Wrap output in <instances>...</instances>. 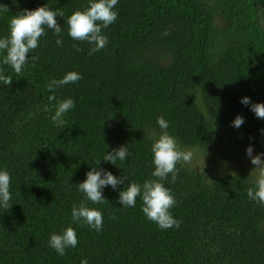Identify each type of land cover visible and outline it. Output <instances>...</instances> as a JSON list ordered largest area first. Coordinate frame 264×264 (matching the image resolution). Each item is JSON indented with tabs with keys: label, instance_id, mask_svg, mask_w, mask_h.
I'll return each instance as SVG.
<instances>
[{
	"label": "trees",
	"instance_id": "obj_1",
	"mask_svg": "<svg viewBox=\"0 0 264 264\" xmlns=\"http://www.w3.org/2000/svg\"><path fill=\"white\" fill-rule=\"evenodd\" d=\"M0 5L9 9H0V38L25 9L56 11L62 28L59 36L45 28L21 74L0 64L13 81L0 83V170L11 177L12 205L0 207V264H264V206L247 196L256 173L246 155L249 146L264 153V120L241 103L264 104V0H118L117 20L102 31L108 44L91 55L93 45L72 40L66 24L89 0ZM68 72L82 79L55 90L57 100L74 101L59 124L47 85ZM158 117L193 154L177 164L174 183L170 175L164 182L180 221L167 230L146 220L140 197L134 207L117 203L129 184L153 179ZM121 146L130 153L124 162L103 161ZM91 167L126 177L103 188L106 203L87 202L103 215L99 232L71 218ZM68 227L78 244L60 256L48 241Z\"/></svg>",
	"mask_w": 264,
	"mask_h": 264
},
{
	"label": "clouds",
	"instance_id": "obj_2",
	"mask_svg": "<svg viewBox=\"0 0 264 264\" xmlns=\"http://www.w3.org/2000/svg\"><path fill=\"white\" fill-rule=\"evenodd\" d=\"M118 0H89L88 7L83 11L73 12L66 20L67 35L74 41L87 42L93 47L89 54L99 52L108 44L107 36L102 34L103 29L109 27L117 20V12L113 11ZM0 9L8 12L9 9L4 5H0ZM56 11L50 8L38 7L35 10L25 9L22 13H17L9 19L8 35L0 38V54L3 55L0 64L6 65L12 71L19 75L24 71L25 65L28 63L29 53L38 47L39 39L45 35V28L51 29L59 36L62 28L57 24ZM59 16L63 17L64 13L60 12ZM164 32L163 35H167ZM57 46L62 44V40H56ZM73 47H76L73 45ZM82 49L76 47V51ZM38 57L33 56L32 60ZM82 77L76 72H68L62 79L52 80L47 85V90L53 95L48 97L49 102H55L53 121L63 124L62 116L74 108L72 99L57 100L55 90L59 87L70 83L78 82ZM11 76L4 74V69L0 67V83L10 85L12 83ZM243 105H250V110L255 117L264 120V104H251L250 100L245 97L241 100ZM52 108L46 107L45 111H51ZM157 125L161 129V134L157 140L153 142L150 148L152 153L151 165L154 170L151 172L153 179L146 180L142 185L131 183L126 190L119 191L117 203L123 207H134L137 197L142 200L141 211L149 222L155 223L161 230L180 225V221L173 218L170 209L173 208L177 201L171 194L170 189L164 186V182L171 176V183L177 179V164L191 163L192 152L184 151L178 147L175 137L169 135L167 129L168 122L163 117H158ZM244 123L241 116H237L231 123L234 128H240ZM251 146L246 148V155L250 158V163L254 165L251 172L256 173V179L253 187L247 190L249 200L264 206V160L261 159L264 153L252 155ZM130 155L127 146H121L107 153L103 161L115 165L117 161L124 162ZM101 161H97L99 165ZM126 177L117 178L110 172L97 170V167H91L86 173V179L77 184L78 192L83 194V200L79 205H74L71 209V218L73 223L87 226L91 230L97 232L103 228V215L101 211L89 208L87 202L93 204L106 203L103 196V188L110 186L116 190L119 185L124 184ZM11 177L7 170H0V207L10 210L11 194L9 186ZM115 219V217H112ZM78 244L76 231L72 227H68L61 234H52L48 241V246L58 255L66 254V249L75 248ZM80 264H88L87 259H82Z\"/></svg>",
	"mask_w": 264,
	"mask_h": 264
}]
</instances>
